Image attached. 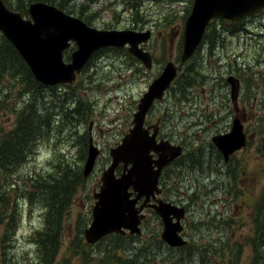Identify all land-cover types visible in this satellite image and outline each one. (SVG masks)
Instances as JSON below:
<instances>
[{"label": "rangeland", "instance_id": "374dc122", "mask_svg": "<svg viewBox=\"0 0 264 264\" xmlns=\"http://www.w3.org/2000/svg\"><path fill=\"white\" fill-rule=\"evenodd\" d=\"M28 1L10 0L13 6L20 7H28L32 3ZM39 1L55 6L60 4L62 10H69L76 16L82 12L81 15L88 17L96 28L154 30L146 42V47L153 51L154 65L151 69H138L123 49L115 51L111 48L109 52L102 53L104 56L94 55L93 64L90 66L89 63L83 72L80 71L74 87L59 88L60 91L67 90L73 100L80 102L79 111L83 113L80 124H70L67 129L56 126L47 134L44 132L36 138L31 150L26 153L27 161L18 168L13 177L14 181H21L26 174L33 175L35 171L55 177L54 165L59 159L82 170L87 155L84 153L87 145L84 132L89 122L92 121L93 130L100 128L103 132L101 144L106 149L112 147L120 137L118 135L126 131L138 99L147 85L168 61H172L178 66V76L163 98L152 107L150 118L156 121L154 125L160 124L164 139L183 146L180 163L183 167L173 166L168 169L169 172L166 171L163 197L186 207L188 214L182 236L190 241L189 248L184 251H174L175 254L167 252V248L158 241L161 240L162 231L158 215L148 212L147 220L141 227L142 233L138 236L120 239L114 235L93 245L87 243L85 250L88 254L83 249L69 250L72 241L79 238L83 240V230L90 222V210L95 201L93 192L99 189L101 172L110 160V156L105 153L96 159L94 169L71 197L72 203L62 227V246L55 264H99L105 260L107 250H115V247H118L117 255L127 260L131 253L141 252L138 249L148 242L149 261L152 260L153 264H160L162 259L169 260L168 256L171 254L181 255L183 260H187L189 250L192 256H203L197 264H230L227 262L229 252L221 257L222 252L214 249L220 250L225 246L232 248L234 242L242 241L250 232L253 214L245 206L249 199L255 201V198H259L263 193L260 189L264 187V45L258 49L259 54L255 53L257 42L251 38L254 34L249 33L257 32L264 37V12L258 16H246L242 22L246 30H238L234 35H230L229 31L233 29L236 21L223 24L219 19L215 20L206 28L205 34L208 35L214 27L216 32L222 33L223 41L214 39V47L210 52L209 39H204L194 54L181 64L182 26L193 0ZM135 2L137 7L133 5ZM189 68H195L203 75L197 77ZM192 75L196 76V83L183 88L184 77L193 79ZM228 75L240 80V100L238 99L236 112L229 97L230 87L226 81ZM250 75L254 83L250 81ZM178 80L180 83L176 84ZM5 83L6 81L3 84ZM28 99V95H23L14 104L18 107L22 102L28 103ZM234 116L241 119L247 142L235 152L227 166H221L219 158L210 147L211 137L229 131ZM13 123L12 112H0V133L10 129ZM199 148H202V152ZM234 170L236 178L233 186L231 176ZM224 187L238 197L234 199L225 195L226 198H223L220 194ZM232 189L236 192H232ZM64 190L63 186H58L60 195L64 194ZM239 191H243V194ZM10 193L13 195L15 191ZM234 204L238 214L227 215ZM19 205L22 214L15 231L16 237L6 253L23 262L34 258V245L30 234L41 227L44 209L39 204L27 203L23 198ZM224 237L228 238V243L224 242ZM216 241L217 245L214 246ZM192 242H195V247ZM128 251L130 252L127 253ZM249 255V247L244 246L234 264H248ZM174 256L171 261L175 260ZM144 258L142 254L138 255V260L133 264L143 261ZM119 264L127 263L123 261Z\"/></svg>", "mask_w": 264, "mask_h": 264}, {"label": "water", "instance_id": "95a60500", "mask_svg": "<svg viewBox=\"0 0 264 264\" xmlns=\"http://www.w3.org/2000/svg\"><path fill=\"white\" fill-rule=\"evenodd\" d=\"M259 8H264V0H193L183 23L180 63L194 53L212 19L232 21ZM28 16L23 18L21 13L9 9L0 0V32L23 58L35 79L44 85L73 82L76 72L92 53L104 46H123L127 43L131 55L146 67H151L149 52L138 46L149 38V30L95 28L45 2L30 3ZM69 40L75 41L77 48L71 53V61L65 63L62 51ZM176 74V65L168 61L139 98L132 115V126L121 141L110 148V163L101 172L99 190L93 192L95 201L90 211L91 220L83 230L86 242L93 244L109 233H124L125 230L130 234H139L143 218L140 211L150 206L162 220L161 239L170 247L186 243L180 234L185 207L155 198V194L160 192L158 176L161 169L180 156L182 146L168 140L157 141L156 126H151L154 132L149 134L150 126L143 125L148 109L154 100L163 97ZM226 81L230 85V100L236 107L239 80L228 75ZM211 142L227 161L232 153L245 146L246 134L241 119L234 117L229 131L213 135ZM98 154V148L90 142L82 168L83 177L92 171ZM153 154L157 155L156 158ZM120 164L121 172L116 175ZM141 197L144 200L136 206ZM150 197L155 199V203H148Z\"/></svg>", "mask_w": 264, "mask_h": 264}, {"label": "trees", "instance_id": "16d2710c", "mask_svg": "<svg viewBox=\"0 0 264 264\" xmlns=\"http://www.w3.org/2000/svg\"><path fill=\"white\" fill-rule=\"evenodd\" d=\"M36 1L39 0H29L28 2ZM3 2L8 8L19 11L25 15L27 14V7H20V5L13 6L10 0H3ZM51 2L54 3L53 0H51ZM133 5L137 7L136 2ZM57 6L61 8L60 4H57ZM135 10H137V8ZM66 12L70 13L69 10H66ZM79 13L83 14L82 12ZM134 13L136 17L139 18L138 14L136 12ZM81 14H79V17L90 22L88 17H84ZM243 19L244 18H239L236 20L233 29L229 31L230 35L237 34L238 30H246V27L242 25ZM257 36H259V38H256ZM261 37H263V35L260 33L254 34V37H251L257 42L254 47L256 52H254L258 54V49L260 46L263 47L264 45V37ZM207 38L209 39L208 49L210 52L214 47V39L221 41L224 39L223 35L220 32H216V28L214 27H212L208 35L205 34L204 39ZM189 70L197 74V77L203 75L198 73L195 68H189ZM191 77L193 79H189L187 76L184 77L183 88L187 85H194L196 83V76L192 75ZM181 78L182 76H180V79ZM249 79L254 83L252 75L249 76ZM5 81L6 83L3 84ZM23 95L29 96L28 103L24 104V102H22V105L17 107L14 102L18 101ZM79 103L80 102L73 100V96L67 93L66 90L60 91L53 87L46 88L36 81L17 50L4 35L0 33V112L7 110L14 115L13 126L0 133V264L56 263L57 255L62 246V227L72 203L71 197L80 184L84 182L82 170L70 165L68 161L63 162L62 159H59L58 163L54 165L55 169L53 173L55 177L48 173H45V175L43 172L37 171H35L33 175H31V173L26 174L21 178V181L17 182L14 181L13 177L16 175L18 168L27 161V159H25L26 153L31 150V145L36 138L40 137L44 132L47 134L52 129L56 128V126L65 127V129H67L70 128L68 125L81 122L80 120L83 118V113L79 111ZM210 147L214 150L216 157L219 158L221 166H227L230 163H223L220 153L215 149L213 144H211ZM199 150L202 152V148H199ZM181 159L182 156H179L178 159L175 160L176 162L174 165L183 167V164H180ZM168 169L169 167L166 171L169 172ZM235 171L236 170H234L233 176H231L233 186L234 179L236 178ZM11 176L12 178H10ZM58 186H63L65 188L63 195L59 194ZM233 186H231V188ZM243 186L248 187L245 185ZM17 190H19V193H17ZM233 190L234 189H232V192H236ZM10 191H15V193L12 195ZM260 191L263 192L262 195L259 198H255V201L249 199L245 206L249 208L251 214H253V218L250 220V232L244 236L242 241L234 242L232 248L225 246L220 250L214 249L216 252H222L221 257L226 252H229L227 262L230 264L237 262L244 246L250 249V261L248 264H264V187L261 188ZM221 192L220 195L223 198H226L228 195L234 199L238 197V195L232 194L228 189L226 191L225 187L221 189ZM239 192L243 194V191ZM249 194L250 192L248 190V195ZM21 198L31 205L39 204L40 208L44 209L41 227L35 229L30 234V240L34 245V258L23 262L15 259L13 255L6 253L9 251L13 239L16 237L15 231L19 223V217L22 214L19 205ZM236 209V204H234L232 210L228 211L227 215L238 214ZM212 219L216 220L214 217H212ZM114 235L120 239H125L126 237L119 234ZM128 237L132 238L133 236ZM103 239L104 238L101 240ZM224 239V242L228 243V238L224 237ZM158 241L167 248V252L173 254H175L174 251L180 252L188 249L190 245V241H187V244L182 247L170 248L163 243L162 240ZM192 243L195 247V242ZM86 245L88 244L84 239L81 240V238H79L77 241L75 239L69 246V250L83 249L88 254V251L85 250ZM213 245H217V241ZM149 247L150 242L144 243L142 247L138 249L141 250V252L135 254L131 253L127 260L117 255L116 252L118 247H115V250L112 251L110 248L105 253V260H102L99 264H119V262L123 261H126L127 264H133L138 260V255L140 254L145 256V258L137 264H153L152 260L149 261L150 258L147 252ZM130 251L134 252L132 249ZM81 254L83 255L84 253ZM187 254V260H183L181 255H175V260L171 261L174 256L171 254L168 256V258H170L169 260L162 259L160 264H164L163 262H165V264H188V262L197 264L203 259V256L200 255L192 256L191 250H189ZM194 260L198 261L195 262Z\"/></svg>", "mask_w": 264, "mask_h": 264}, {"label": "flooded vegetation", "instance_id": "af4514ba", "mask_svg": "<svg viewBox=\"0 0 264 264\" xmlns=\"http://www.w3.org/2000/svg\"><path fill=\"white\" fill-rule=\"evenodd\" d=\"M223 24H225V23H223ZM140 30H142V29H140ZM151 32H152V34H151V36H152L154 30L151 29ZM140 46H141L144 50H146V51H148V52L150 53L151 60H152V65H154V55H153V51L149 50V49L146 47V42L140 44ZM71 49H73L72 46L69 47L68 49H66V50L64 51V60H65L66 62H69V60H70V58H69V57H70V54H68V51L71 50ZM104 49H107V48H103V49H100V50H99V51L102 50V51H101V54H100L99 56H101V55L104 56V54H102V53H105V51H106V50H104ZM94 55H95V54H94ZM94 55H92V57L86 62V64H85L84 67L82 68L81 72L84 71L85 67H86L87 65H89V63H90V66L93 64V60L95 59V57L93 58ZM99 56H98V57H99ZM130 57L132 58L134 64L137 65V68H138V69H141V68L144 67L143 64H142L138 59H136V58L133 57V56H130ZM151 67H152V66H151ZM150 69H151V68H150ZM81 72H79V73L77 74V77L81 74ZM77 77H76V81H75L74 83L61 82V83L57 84L56 86H55V85H54V86H55L56 88H58V89H59L60 87L72 88V87H74V86L77 84V80H78ZM238 96H239V95H238ZM238 99H239V97H238ZM239 100H240V99H239ZM239 100H237V103H239ZM156 102H157V101L154 102V104L152 105V107H154V105L156 104ZM237 103H236V106H237V107H236L235 112L238 111V105H237ZM152 107L148 110V112H147V114H146V116H145V121H144V125H145V126H150L151 124H156V123H155L156 121H154V120H152V119L150 118V111H151ZM92 124H93L92 121L89 122V124H88V126H87V128H86V131L84 132L85 136L87 137V145L84 147V153L87 154L88 144L91 142V143H92L94 146H96V147L98 148V150H99V155H98L97 158L101 157V156L104 155L105 153H107V154L109 155V149H110V147H108V148L106 149V147H104V146L101 144V140H102L103 132L100 130V128H98V130H93V128H92ZM157 124H158L157 126H158L159 128H158V130H157L155 136H156V140L159 141V140L164 139V135L162 134V130H161L160 124H159V123H157ZM130 125H131V122H129L126 131H124V132H122L121 134L118 135V136H120V137H118V139L115 141V144H114V145H116V144L120 141V139L122 138V136H123V135L128 131V129L130 128ZM152 126H155V125H152ZM98 127H99V126H98ZM78 128H79V126H78ZM153 132H154V129H153V128H149V133H153ZM114 145H113V146H114ZM232 156H233V155L230 156V159H229V161H228L227 163H229V162L231 161ZM153 157H156V155L153 154ZM174 164H175V162H174L171 166H169V169H170L171 167L175 166ZM165 173H166V167H164V168L162 169V171L160 172V174H159V176H158V186L160 187V193L157 194L156 197H160L162 200H166V198L163 197L164 189H166V186L164 185ZM142 200H143V198H141V199L139 200V203L142 202ZM150 201L153 202L154 199L151 198ZM149 210H150V211H149ZM142 212L144 213V217H143V219H142V221H141V227H142V225L144 224V222L147 220V216H148L147 213H148V212L155 214L154 211L152 210V208H150V207H146V208H144V209L142 210ZM158 219H159V223L162 224V221L160 220L159 217H158ZM111 235H113V234H110V235H108V236H111ZM122 235H123V236H130L129 234H126V233H124V234H122Z\"/></svg>", "mask_w": 264, "mask_h": 264}, {"label": "bare ground", "instance_id": "6f19581e", "mask_svg": "<svg viewBox=\"0 0 264 264\" xmlns=\"http://www.w3.org/2000/svg\"><path fill=\"white\" fill-rule=\"evenodd\" d=\"M34 184V183H33Z\"/></svg>", "mask_w": 264, "mask_h": 264}]
</instances>
